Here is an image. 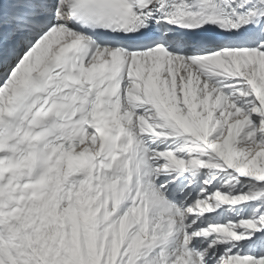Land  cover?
Here are the masks:
<instances>
[{"label":"snow or ice","instance_id":"1","mask_svg":"<svg viewBox=\"0 0 264 264\" xmlns=\"http://www.w3.org/2000/svg\"><path fill=\"white\" fill-rule=\"evenodd\" d=\"M0 264H264V0H0Z\"/></svg>","mask_w":264,"mask_h":264}]
</instances>
